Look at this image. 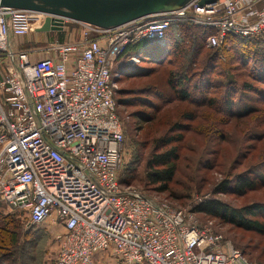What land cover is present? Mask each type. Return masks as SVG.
Returning a JSON list of instances; mask_svg holds the SVG:
<instances>
[{"label": "built area", "instance_id": "built-area-1", "mask_svg": "<svg viewBox=\"0 0 264 264\" xmlns=\"http://www.w3.org/2000/svg\"><path fill=\"white\" fill-rule=\"evenodd\" d=\"M200 1L110 29L64 19L78 25L77 38L42 50L19 49L14 38L46 14L0 6V210L25 230L60 228L48 232L56 250L44 264H100L106 256L121 264H251L192 208L119 183L124 134L113 68L129 43L160 41L181 19L211 28L212 47L229 34L264 40V0Z\"/></svg>", "mask_w": 264, "mask_h": 264}, {"label": "trees", "instance_id": "trees-1", "mask_svg": "<svg viewBox=\"0 0 264 264\" xmlns=\"http://www.w3.org/2000/svg\"><path fill=\"white\" fill-rule=\"evenodd\" d=\"M63 32L58 33L57 40H63ZM213 32L211 28L200 27L181 19L170 23L160 41L144 38L125 47L122 61L113 68L116 74L113 76L116 84L113 95L116 112L117 107L134 108L128 113L134 120V129L137 131L148 128L145 137L149 138L145 139L146 144H139L136 142L138 140H135V146L138 148L135 157L132 158L133 166L128 167L124 173L121 171L119 183L122 186H133L136 181H140L147 189L159 193L170 191L178 169L181 149L185 146L182 131L190 127L185 125V121L194 122L200 114L181 107L178 110L180 114L178 120L171 122L172 117L168 109L160 114L165 106L174 102L182 104L194 102L198 103L199 107H206L213 113L217 112L220 117H224L222 120L242 118L262 111L260 106L264 104V88L254 84V81H264V40L229 34L218 46L212 47L207 45L206 40ZM227 52L239 54L236 56L237 59H241L242 62L247 60L245 64L252 61L253 68L248 75L252 80L237 83V80L230 76L221 84L225 88L224 92L214 95L213 92L219 85L213 73L217 67L224 66L221 62L224 61ZM131 57L137 58V63L135 61L127 63ZM230 67L233 66H229V70H232ZM159 69L163 72L156 78ZM193 72L197 73L198 78L191 85ZM126 80L130 85L117 86V83L121 84ZM154 123L160 126L167 124V131L170 129L169 132L172 133L164 136L167 132L164 129L160 136L155 138L158 129L150 131ZM256 137L259 138L261 135ZM148 144L150 149L146 153L142 148H146ZM141 164L144 168L140 176L138 166ZM246 172L235 176L230 174L232 180L226 179L219 190L223 192L230 190L236 195H242L264 183V178L257 176L256 172ZM193 211L220 219L221 222L230 223L244 231L264 234V202L230 208L217 199H209L196 206ZM20 226L22 227V223L14 215L0 212V264H14L16 259L33 261L35 256H31L28 249L38 248L43 235L30 233L27 229L22 232L26 238L20 240ZM34 239L32 244L31 240ZM248 245L249 243L245 244ZM233 246L239 249L238 246ZM239 250L247 257L245 249Z\"/></svg>", "mask_w": 264, "mask_h": 264}, {"label": "rangeland", "instance_id": "rangeland-1", "mask_svg": "<svg viewBox=\"0 0 264 264\" xmlns=\"http://www.w3.org/2000/svg\"><path fill=\"white\" fill-rule=\"evenodd\" d=\"M35 28L36 27L23 36L14 38L17 48H34L42 50V48H46L50 42L59 38V31L37 32ZM76 29L77 27L74 22H65L61 30V32L64 31L62 41H67L69 33ZM232 54H234V57ZM38 56H40V54ZM236 56L238 57L239 54L227 52L224 61L221 62L224 66H216L217 68L213 76L219 87L213 92L214 95L224 92L225 88L221 84H224V81L228 80L230 76H233L235 80H237V83L252 80L248 77L249 71L253 68L252 61L245 64L244 62L247 60L242 62L241 59L238 60ZM135 62L137 63V61ZM127 63H130V58L127 60ZM150 64L151 63H146V65ZM230 65L233 66L230 67L232 70H229ZM162 72L163 70L159 69L157 75H155L156 78L161 76ZM218 72H220L219 75H222H217ZM196 74L197 73L193 72L191 76V85L194 84L198 78ZM253 74L255 73L253 72ZM254 84L264 88L263 80L262 82L254 81ZM128 85H130V83L127 80L121 84L117 83V86ZM197 104L198 103L194 102L192 104L174 102L165 106L160 113L163 114L165 110L168 109L172 117L171 122L178 120V115H180L178 110L181 107H185L186 110H193V112H198V114H200L194 122L186 123L185 121V125L190 127L182 131V135L185 137V141H183V145L185 144V146L184 149H181L174 183L171 185L170 191L167 192L168 194L147 189L144 183L140 181H136L133 184L134 188L141 190L149 197L168 203L170 202L175 207H190L193 210L196 206L203 203V201L209 199H217L230 208H237L255 202L263 203L264 183H261L257 189L247 191L242 195H236L230 190L223 192L220 191L219 188L226 179L232 180L230 174L235 176L236 174H242L246 171V173L254 171L257 173V176H262L264 178V104L260 106L262 111H257L242 118H227L224 120L221 119L224 117H220L217 112L213 113L207 110L206 107H199ZM218 107L220 108V106ZM117 110L118 112H116V114L122 122L124 134L121 168L124 173L128 167L133 166L132 158L135 157L138 148L135 146V140H138L136 142L139 144H146L145 139L149 137H145V132L148 128L137 131L134 129V120L128 115L134 108L117 107ZM155 128L158 129V131L155 132V138H157L164 129L167 131L168 127L167 124L160 126L154 123L150 131L155 130ZM168 130L170 131V129ZM169 131H167L164 136H168L172 133ZM259 135H261V137L257 138L256 136ZM149 149L150 144H148L146 148H142L146 153ZM143 168V164L138 166V173H140V176ZM2 214L6 213L2 212ZM194 216L201 224L209 221L212 222V229L214 231L221 233L226 240L238 246L239 249H245L247 258L251 264H264V234L244 231L230 223L221 222L220 219L211 218L204 213L195 212ZM28 231H30V233L34 232L35 234L43 235V237L41 236L42 238L38 248L35 250L28 249L30 252L29 254L35 257L33 261H31L32 259H30V261L26 259H16L14 264H21V262L23 264H44L47 254L56 250V241L52 239V235L50 237L48 233L50 231H48L45 226H40L35 230L28 229ZM19 232L21 233L20 240L26 238L25 234L22 233L25 231L21 226ZM34 241L35 239L33 241L31 240L32 244ZM246 243H249V245L245 246ZM18 244L20 245L21 243L19 242ZM100 264L121 263L116 259L114 260L112 257L106 256L102 259Z\"/></svg>", "mask_w": 264, "mask_h": 264}, {"label": "water", "instance_id": "water-1", "mask_svg": "<svg viewBox=\"0 0 264 264\" xmlns=\"http://www.w3.org/2000/svg\"><path fill=\"white\" fill-rule=\"evenodd\" d=\"M190 0H0V6L46 14L37 32L61 31L64 19L110 29L183 7ZM215 0H201L200 3Z\"/></svg>", "mask_w": 264, "mask_h": 264}, {"label": "crops", "instance_id": "crops-1", "mask_svg": "<svg viewBox=\"0 0 264 264\" xmlns=\"http://www.w3.org/2000/svg\"><path fill=\"white\" fill-rule=\"evenodd\" d=\"M76 27H77V29L76 30H72L70 33H69V37H68V39H70V38H77V35H78V25H76ZM59 32H61V31H59ZM0 212H2L1 210H0ZM50 228H51V230H49L50 232L52 231V233L55 231V230H59L60 228L59 227H56V226H54V225H51L50 226ZM23 229V228H22ZM27 230V229H26ZM25 229H24V231H26Z\"/></svg>", "mask_w": 264, "mask_h": 264}]
</instances>
